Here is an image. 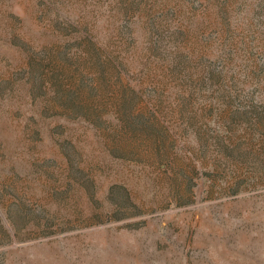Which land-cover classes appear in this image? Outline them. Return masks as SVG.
Returning <instances> with one entry per match:
<instances>
[{
	"label": "rangeland",
	"instance_id": "rangeland-1",
	"mask_svg": "<svg viewBox=\"0 0 264 264\" xmlns=\"http://www.w3.org/2000/svg\"><path fill=\"white\" fill-rule=\"evenodd\" d=\"M0 264H264V0H0Z\"/></svg>",
	"mask_w": 264,
	"mask_h": 264
}]
</instances>
